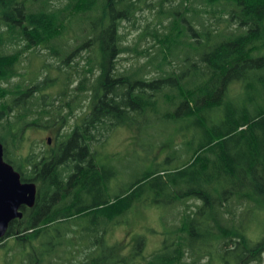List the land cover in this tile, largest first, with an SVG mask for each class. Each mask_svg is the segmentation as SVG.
I'll list each match as a JSON object with an SVG mask.
<instances>
[{"label": "trees", "instance_id": "16d2710c", "mask_svg": "<svg viewBox=\"0 0 264 264\" xmlns=\"http://www.w3.org/2000/svg\"><path fill=\"white\" fill-rule=\"evenodd\" d=\"M154 6L161 29L146 24L137 42L126 44L122 22L135 27L137 12ZM74 25L79 29L71 36ZM147 37L153 42L139 48ZM39 48L59 64L40 59ZM129 53L135 61L119 63ZM79 55L85 63L74 80L66 67L78 72L73 60ZM23 59L25 73L18 69ZM52 70L60 75L48 86L56 95L38 101L46 95L36 80ZM87 95L90 111L80 126L58 136L53 148L22 153L28 128L43 116L64 122L72 101ZM160 118L176 124L167 143L171 156L154 154L152 168L110 192L118 168L95 162L94 142L115 127ZM0 142L4 161L22 182L36 185L34 205H21L22 216L9 222L0 246L8 238L41 239L72 221L80 228L77 238L89 242L78 247L80 260L57 254L47 264H256L264 253V221L252 226L247 218L264 211V0H68L63 6L0 0ZM166 159L179 162L168 168L161 163ZM166 174L174 182L170 200L184 205L168 232L171 242L149 255L140 237L132 253L116 252L118 243L105 246L104 234L126 222L143 199L145 182L156 181L154 202L167 199ZM193 199L201 204L188 203ZM56 230L64 233L58 245L71 246L68 227ZM52 254L44 246L27 264H43Z\"/></svg>", "mask_w": 264, "mask_h": 264}, {"label": "rangeland", "instance_id": "374dc122", "mask_svg": "<svg viewBox=\"0 0 264 264\" xmlns=\"http://www.w3.org/2000/svg\"><path fill=\"white\" fill-rule=\"evenodd\" d=\"M150 1L154 2L156 0H149V2ZM67 2L68 0H53V5L63 6ZM172 4H176V2L174 1ZM164 6L167 7L168 3H165ZM157 9V6H154L153 8L144 7L138 11L136 14L137 21L135 27L131 26L127 21L122 22L121 30L123 31L122 33H126L123 39L126 44L131 45L135 40L137 42L138 34L146 24H148L150 28L156 25L161 29V25L158 26L157 24ZM210 21H213V19H210ZM162 23L166 24L167 20L163 18ZM78 29L79 27L74 25L72 30L69 31V34H71V36L77 34ZM61 41H65L68 44H72L73 42L72 39L70 40L66 37L62 38ZM152 42L153 40L150 37H147L145 40H141L138 47L145 48ZM36 53L40 55V59H44L46 63L52 64L54 67L59 64L58 61L50 55L48 49L39 48ZM27 55L28 54H23V57ZM80 55H85V52L82 51ZM80 55L73 60V63L78 62L75 65L78 72L73 73V67H66L68 70L72 71L71 78L74 80L79 79V76L82 73L81 66L85 63V60H83ZM144 59L145 58H141L140 61H143ZM39 61L40 60L36 58L33 62L34 65L31 68L34 69ZM134 61L135 56L133 53H129L124 54L119 63L127 66ZM28 63L29 61L27 59L21 60L20 65H18V69L21 73H25L28 70ZM62 68L64 69L65 66L62 65ZM58 76L60 75L56 73L55 70H52L48 75L44 74L38 77L36 80V88L40 90L41 94L46 95L45 98L40 95L42 99L38 101L42 100L46 102L50 95H56L54 90L57 88L48 86L52 83V80L58 78ZM19 80L20 77L18 76L12 78L10 81L11 83H15ZM5 85L6 84H4V86ZM66 92L67 91L65 90L64 93ZM70 98L71 96L68 97V99ZM88 98L89 96L87 95L86 98H79L78 101L77 99L72 101V105L75 104L73 111H69L66 104L62 102L63 113L69 111L68 117L64 122H61L60 120L56 121L55 118H48L49 116H43L39 122V126L28 128L24 133L25 142L21 147L22 153L26 155L27 151L34 147L36 151L54 147L58 136H63L65 133L71 131L74 120L80 122L83 118V111L88 109ZM48 110L50 109H47V111ZM52 115H54V113ZM50 119H52V121L55 120L53 122L54 125H50ZM174 126H176V124L170 122L168 119L164 120L160 118L159 120H150L148 122L139 120L136 121L134 125L118 126L110 131H106L104 135L99 137V142H94L92 150L97 153L95 155V162L97 164L113 163L118 168V175L109 182L111 187L110 192H116L119 191V188H124V185L131 180V175L138 177L142 172L152 168L154 165L152 156L154 154H156L160 160H162L163 156H171V148L167 143L171 138L170 132ZM48 139H50L49 143ZM183 142H181V145ZM178 162L179 161L174 160L168 161L167 159L164 162L161 161V163L168 168L176 166ZM163 179L168 186L167 199L159 198V201L154 202V187L156 181L152 179L145 182L142 186L145 190L142 194L143 199L137 201L133 205L132 212L128 218L126 217V222L116 225L111 228L112 230L110 232L104 234L103 239L105 246L110 247L112 244L118 243L119 249L116 248V252L122 254L132 253L135 244L138 241V237H140L142 238V252L144 255H149L150 253L161 249L165 240L167 243L171 242L172 236L171 234H168V232L171 231V224L177 223L181 220L180 216L183 213L182 210L184 209V205L181 201H171L169 198L170 192L172 190L174 191V182L170 175H163ZM118 185H120V187H118ZM144 199H146V204L143 205L140 202ZM194 202L195 204H201L200 199L188 201L190 204H193ZM197 217L198 220H202L203 215H197ZM82 220L86 222L85 225L90 224L85 218ZM247 221L252 226L257 223H262L264 221V211L259 210L254 216L248 217ZM62 226L68 227L69 232L65 237L67 241L72 243V245L64 247L60 245L61 248H59L60 246L58 245V242L60 240L64 241V233H58L56 229ZM79 232V226L74 225L72 221H69L67 223L54 225L48 232L44 233V236L41 239H28L25 242H20L16 241L14 238H8L4 240V245L0 246V264H27L29 256L32 255V260H34L37 257V252H42L44 246L52 249V251L55 250V254L47 257L45 261H43V264H47V261L51 259L55 262L57 254L61 255L63 258H69L70 261L75 260V262H77V260H80L78 247L84 244H89L87 238H82V240L77 238ZM43 242H46V245L43 244ZM63 249L64 251L70 252L66 255L64 254V251H62ZM98 252L101 253L102 251ZM104 252L107 253V251ZM57 262L58 263L55 264H63L58 260ZM256 264H264V253L261 256V260Z\"/></svg>", "mask_w": 264, "mask_h": 264}, {"label": "water", "instance_id": "95a60500", "mask_svg": "<svg viewBox=\"0 0 264 264\" xmlns=\"http://www.w3.org/2000/svg\"><path fill=\"white\" fill-rule=\"evenodd\" d=\"M35 197V183L20 181L19 173L4 161L3 144L0 142V239L5 235L9 222L22 216L20 206H33Z\"/></svg>", "mask_w": 264, "mask_h": 264}, {"label": "flooded vegetation", "instance_id": "af4514ba", "mask_svg": "<svg viewBox=\"0 0 264 264\" xmlns=\"http://www.w3.org/2000/svg\"><path fill=\"white\" fill-rule=\"evenodd\" d=\"M87 106H88V109L86 110L85 109V111H83L84 112V115L85 114H87L89 111H90V102L88 101V104H87ZM76 118V117H75ZM81 123H82V119L80 120V122H78V121H76V120H74V124H73V126H72V128H71V131H69V132H73L74 131V129H75V127L76 126H80L81 125ZM68 132V133H69ZM53 148V147H52ZM103 164H107V163H103ZM101 165V164H100ZM20 176V175H19ZM21 181V180H20ZM22 182V181H21ZM21 207V206H20ZM19 210H20V208H19Z\"/></svg>", "mask_w": 264, "mask_h": 264}]
</instances>
